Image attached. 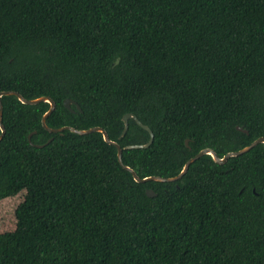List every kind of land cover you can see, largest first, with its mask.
<instances>
[{
  "label": "trees",
  "instance_id": "16d2710c",
  "mask_svg": "<svg viewBox=\"0 0 264 264\" xmlns=\"http://www.w3.org/2000/svg\"><path fill=\"white\" fill-rule=\"evenodd\" d=\"M5 91L53 99L51 129L103 128L140 178L175 177L264 137V0H0ZM1 100L0 200L26 196L0 264H264L263 143L139 183L101 132ZM130 113L148 148L125 149L150 140L133 118L122 136Z\"/></svg>",
  "mask_w": 264,
  "mask_h": 264
},
{
  "label": "water",
  "instance_id": "95a60500",
  "mask_svg": "<svg viewBox=\"0 0 264 264\" xmlns=\"http://www.w3.org/2000/svg\"><path fill=\"white\" fill-rule=\"evenodd\" d=\"M8 95H16L19 100L22 102V103H25V104H29V105H35V104H38V103H41V102H48L51 107L49 109V111L44 115L43 117V120H42V123H43V126L49 130L51 133H62L63 131L65 130H70L72 132H75L77 134H80V135H86V134H89L91 132H101L103 134V137H104V140L111 144V145H114L117 147L118 149V159H119V163L128 171H130L133 176H134V179L139 182V183H145V182H149V181H159V182H175L179 179H181L185 174L186 172L188 171L190 165L195 162L196 160H198L200 157L204 156V155H210L212 156V158L214 159V161L218 164H224L227 162V160L231 157H235V156H239V155H242L248 151H250L252 148H254L256 145L258 144H261L263 143L264 144V137H260L258 138L257 140H255L252 144H250L249 146L243 148L242 150H239V151H236V152H230L228 154H226L223 158H220L213 150L211 149H204L202 151H200L196 156H194L193 158H191L190 160H188V162L185 164L183 170L175 177H172V178H163V177H159V176H150V177H146V178H140L136 172L131 169L130 167H127L123 164V161H122V151L123 149L121 148V146L112 141L110 138H109V135L107 134V132L101 128V127H94V128H91V129H88V130H78V129H75L73 127H62V128H59V129H51L49 128L47 125H46V119L47 117L53 113V111L55 110L56 108V104L54 102L53 99H51L50 97H40V98H37V99H33V100H28L26 98H24L21 94H19L18 92H14V91H5V92H1L0 93V128H1V134H0V140L3 138L4 134H5V127L3 125V122H2V115H3V104H2V97L3 96H8ZM72 105H76V107L81 110L80 106L75 103L73 100L71 99H66L65 102H64V106L69 109L70 111L74 112V109L72 107ZM130 118H133L137 124L139 126H141L143 129L147 130L149 133H150V140L146 143V144H142V145H130V146H126L125 149H138V148H148L154 141V135H153V132L152 130L144 125L138 118L136 115L134 114H126L124 117H123V121H124V124H125V128L123 130V133H122V136H124L127 131H128V128H129V119ZM237 129L238 130H241V131H244L246 133H248L247 130H244L242 127L240 126H237ZM31 136H29V140L31 141ZM52 141V139H50L48 143H50ZM185 144L187 147H189V140H185ZM38 147H43L42 145H38ZM147 195L148 196H155L156 193L149 189L147 190Z\"/></svg>",
  "mask_w": 264,
  "mask_h": 264
},
{
  "label": "rangeland",
  "instance_id": "374dc122",
  "mask_svg": "<svg viewBox=\"0 0 264 264\" xmlns=\"http://www.w3.org/2000/svg\"><path fill=\"white\" fill-rule=\"evenodd\" d=\"M25 191L0 200V233L12 232L17 227L16 210L24 201Z\"/></svg>",
  "mask_w": 264,
  "mask_h": 264
}]
</instances>
